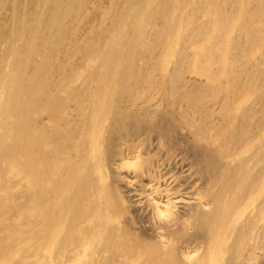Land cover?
Instances as JSON below:
<instances>
[{"label": "bare ground", "instance_id": "1", "mask_svg": "<svg viewBox=\"0 0 264 264\" xmlns=\"http://www.w3.org/2000/svg\"><path fill=\"white\" fill-rule=\"evenodd\" d=\"M0 264H264V0H0Z\"/></svg>", "mask_w": 264, "mask_h": 264}]
</instances>
